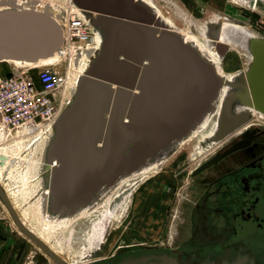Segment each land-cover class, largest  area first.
Listing matches in <instances>:
<instances>
[{"label":"water","instance_id":"obj_1","mask_svg":"<svg viewBox=\"0 0 264 264\" xmlns=\"http://www.w3.org/2000/svg\"><path fill=\"white\" fill-rule=\"evenodd\" d=\"M69 1L97 30L100 45L46 141L41 177L47 191L43 207L50 215L73 214L99 190L165 154L214 110L223 85L229 91L213 134L230 128L223 112L231 106L264 114V38L249 39L250 63L228 81L146 5L136 0ZM14 4L0 0V7L12 9ZM60 43V29L46 13L0 11V61L35 62ZM246 114L242 109L233 117ZM0 203L21 235L55 264H66L23 224L1 185ZM121 264L168 263L143 257ZM221 264L246 263L235 259Z\"/></svg>","mask_w":264,"mask_h":264},{"label":"rangeland","instance_id":"obj_2","mask_svg":"<svg viewBox=\"0 0 264 264\" xmlns=\"http://www.w3.org/2000/svg\"><path fill=\"white\" fill-rule=\"evenodd\" d=\"M14 1L25 6V1L29 0ZM35 1L37 10L69 2ZM149 1L165 22L186 38H193L191 41L200 50L198 42L205 44L219 73L228 79L247 69L249 39L264 38V0H255L253 6V1L248 0ZM21 65L25 64L2 60L0 75ZM57 70L66 79L65 87L77 76L62 60L57 62ZM214 122V115H209L201 128L199 126L174 143L168 152L159 155L152 168L122 180L105 196L95 200L89 210L64 222L50 219L52 215L43 207L47 193L41 177L47 141L45 133L34 138V134L27 136L11 131L10 136L0 138V155L17 161L15 166L10 161L11 169L6 162L0 166V183L25 226L39 235L67 264H91V254L95 252L96 257L102 259L129 248L160 247L171 240L175 223H180L184 216L189 169L227 140V137L219 142L209 140ZM249 122L264 127V117L257 113L250 115ZM0 216L13 225L1 204ZM21 237L25 244L12 264H55L27 238ZM180 237L176 236V241Z\"/></svg>","mask_w":264,"mask_h":264},{"label":"flooded vegetation","instance_id":"obj_3","mask_svg":"<svg viewBox=\"0 0 264 264\" xmlns=\"http://www.w3.org/2000/svg\"><path fill=\"white\" fill-rule=\"evenodd\" d=\"M252 1L253 6L256 1L248 0ZM198 44L209 55L205 44ZM219 109L220 106L212 114L214 131ZM242 109L231 106L223 112L230 128L208 138L216 142L226 137L227 140L189 169L184 216L175 223L171 240L160 247L129 248L102 259L95 252L91 254V264H121L143 257L165 259L168 264H221L235 259L264 264V127L247 123L251 114L264 116L249 111L233 117ZM176 236H181L178 241Z\"/></svg>","mask_w":264,"mask_h":264},{"label":"built area","instance_id":"obj_4","mask_svg":"<svg viewBox=\"0 0 264 264\" xmlns=\"http://www.w3.org/2000/svg\"><path fill=\"white\" fill-rule=\"evenodd\" d=\"M35 6L24 8L46 13L60 29L61 43L46 65L20 67L0 75V138L10 136L11 131L49 137L53 122L71 100L77 80L75 77L65 87L66 79L57 70V62L62 60L78 73L100 45L97 30L70 1L55 8L42 6L37 10Z\"/></svg>","mask_w":264,"mask_h":264},{"label":"bare ground","instance_id":"obj_5","mask_svg":"<svg viewBox=\"0 0 264 264\" xmlns=\"http://www.w3.org/2000/svg\"><path fill=\"white\" fill-rule=\"evenodd\" d=\"M136 1H138V2H140V3H142V4H144V5H146L151 11H153V13H154V15L157 17V18H159L160 19V21H161V23L165 26V27H167V28H172L173 29V26L172 25H169L167 22H165V20L160 16V14L158 13V11L155 9V7L154 6H152L151 5V2L149 1V0H136ZM36 3V1L35 0H29V1H25V6L24 5H18V3L17 2H15V4H14V8H12V9H10V8H8V7H0V8H2V9H4V10H15V9H17V8H19V9H21V10H29V9H27V8H32L33 6H34V4ZM27 6V8H24V7H26ZM49 6V5H48ZM48 6H46V7H48ZM77 9V8H76ZM79 10V9H78ZM0 11H2V10H0ZM176 30V29H175ZM178 31V30H177ZM181 35H182V37H183V39L184 40H186V41H189L194 47H196L204 56H206L208 59H209V61L213 64V66L215 67V69L217 70V72L219 73V71H218V68H217V66H216V64L211 60V58L208 56V54L206 53V52H204V51H202V50H200L199 48H198V46L193 42V41H191V40H189L188 38H186L185 36H184V34H182L180 31H178ZM252 38V37H251ZM249 57H250V53H249ZM52 59H53V57H52V54L50 55V56H48V57H46V58H40V59H38L37 61H35V62H27V61H20V60H11V59H4L5 61H8V62H14V63H21V64H25V65H21L20 67H36V66H43V65H46L47 63H49L50 61H52ZM43 61H46L45 63L43 62ZM76 67V66H75ZM84 71V68H80L79 67V71H77L78 73L77 74H81L82 72ZM243 73V72H242ZM79 75H77L76 76V78H78L79 77ZM219 75H221L220 73H219ZM221 77H223L224 79H226V80H228V81H232V78H226L225 76H223V75H221ZM229 91V88H228V86L227 85H223V86H221V88L219 89V92H218V95H217V98H216V101L214 102V111H211L210 113H207V114H205L202 118H201V120L195 125V127L192 129V130H190L189 131V133L187 134V135H189V134H191V133H193L196 129H198L199 128V126L202 124V122L209 116V115H212V114H214V112L216 111V109H217V107H219L220 106V103H221V101H222V99H223V97H224V94L225 93H227ZM243 109H245L248 113H249V111H256L255 109H251V108H243ZM256 112H258V111H256ZM259 114H260V112H259ZM262 114V113H261ZM263 116H264V114H263ZM186 135V136H187ZM48 138V137H47ZM183 139V138H182ZM179 141H181V139L180 140H178V141H176L175 143H177V142H179ZM0 156H3V155H0ZM4 157V159L0 162V166H2V165H4V163L6 162V166H8V168L9 169H11L12 168V165H9L10 164V161L12 162V160L13 159H10L8 156H3ZM157 156L155 157V159H153L152 161H150V162H147L145 165H142L139 169H137V170H135V171H133V172H131V173H129V174H127V175H124V176H121V177H119L112 185H110V186H108V187H106V188H103V189H101V190H99L98 192H97V194H96V197L90 202V203H88L87 205H85V206H83V207H81L80 209H78L76 212H74L73 214H71V215H68V216H48V217H50V219H52V220H55V221H57V222H64V221H67V220H69V219H71V218H73V217H75V216H77L80 212H82V211H84V210H89L95 203H96V201L98 200V199H100L101 198V196L103 197V196H105L107 193H108V191H109V189H111L112 187H116L122 180H125L126 178H129V177H131V176H134L135 174H138V173H141V172H143V171H145V170H148V169H150V168H152L154 165H155V161H157ZM17 163V161H15V163H14V166H15V164ZM17 165V164H16ZM52 165V164H51ZM13 166V167H14ZM133 178V177H132ZM0 185H1V183H0ZM1 187H2V185H1ZM2 189H3V191H4V193H5V195H6V192H5V190H4V188L2 187ZM113 189V188H112ZM45 191H46V189H45ZM107 191V192H106ZM106 192V193H105ZM105 193V194H104ZM46 195V194H45ZM44 195V196H45ZM7 196V195H6ZM7 198H8V196H7ZM8 200H9V198H8ZM96 200V201H95ZM95 201V202H94ZM9 202H10V200H9ZM11 203V202H10ZM1 204V203H0ZM11 206H12V203H11ZM13 207V206H12ZM13 209H14V207H13ZM15 210V209H14ZM16 212V211H15ZM18 215V214H17ZM20 218V217H19ZM21 220V219H20ZM24 224V223H23ZM25 225V224H24ZM28 228V227H27ZM94 230V229H93ZM97 232V231H96ZM93 234H95L94 232H92ZM35 234V233H34ZM39 239H41V237L39 236V235H37V234H35ZM94 236V235H93ZM93 239V238H92ZM41 241H42V239H41ZM43 242V241H42Z\"/></svg>","mask_w":264,"mask_h":264},{"label":"crops","instance_id":"obj_6","mask_svg":"<svg viewBox=\"0 0 264 264\" xmlns=\"http://www.w3.org/2000/svg\"><path fill=\"white\" fill-rule=\"evenodd\" d=\"M15 160L16 158L12 161L15 163ZM17 234L20 233L16 228L0 216V264H12L18 259L20 249L25 243L21 237L22 235Z\"/></svg>","mask_w":264,"mask_h":264},{"label":"trees","instance_id":"obj_7","mask_svg":"<svg viewBox=\"0 0 264 264\" xmlns=\"http://www.w3.org/2000/svg\"><path fill=\"white\" fill-rule=\"evenodd\" d=\"M6 74V73H5Z\"/></svg>","mask_w":264,"mask_h":264}]
</instances>
